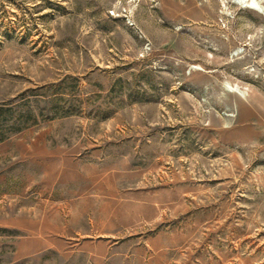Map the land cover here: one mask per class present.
<instances>
[{
  "label": "rangeland",
  "instance_id": "obj_1",
  "mask_svg": "<svg viewBox=\"0 0 264 264\" xmlns=\"http://www.w3.org/2000/svg\"><path fill=\"white\" fill-rule=\"evenodd\" d=\"M249 1L0 0V264H264Z\"/></svg>",
  "mask_w": 264,
  "mask_h": 264
},
{
  "label": "bare ground",
  "instance_id": "obj_2",
  "mask_svg": "<svg viewBox=\"0 0 264 264\" xmlns=\"http://www.w3.org/2000/svg\"><path fill=\"white\" fill-rule=\"evenodd\" d=\"M246 1V0H245ZM247 1H249V0H247ZM262 1V0H261ZM250 2V1H249ZM252 3H250V6L253 8H256V9H258V10H260V11H263L264 12V8L263 7H261V6H258L257 4H255L254 3V0H252L251 1ZM243 3V2H242ZM264 3V2H263ZM243 4H245V3H243ZM228 85V84H227ZM230 85V84H229ZM231 86V85H230ZM236 86V85H235Z\"/></svg>",
  "mask_w": 264,
  "mask_h": 264
}]
</instances>
